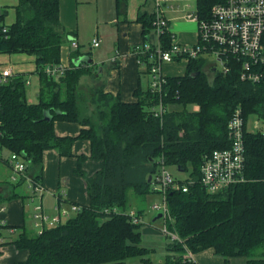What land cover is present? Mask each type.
Instances as JSON below:
<instances>
[{"label":"trees","instance_id":"obj_1","mask_svg":"<svg viewBox=\"0 0 264 264\" xmlns=\"http://www.w3.org/2000/svg\"><path fill=\"white\" fill-rule=\"evenodd\" d=\"M16 1L10 25L0 12V53L33 56L40 88L38 101L30 103L22 77L0 82L1 149L23 155L40 171L45 150L57 149L65 157L72 154L75 138L56 136L53 125L56 120L71 121L88 125L76 138L89 142V158L101 164L99 171L87 177L80 167L84 158L79 157L77 172L86 181L88 205L39 235L21 233L14 246L25 250L28 258L16 264H124L130 259L150 264L154 250L141 244L140 225L111 212L114 208L127 212L133 203L128 192L139 198L155 195L148 177L156 173L158 158L178 171L190 168L187 178L194 181L185 193L172 190L166 195L168 230L180 242L165 245L171 254L162 264H197L186 252L195 255L207 249L225 261L245 257L246 264H264V137L246 128L250 115L264 120V82L241 80L242 64L233 58L228 59L227 71L215 70L210 76L203 60L196 59L186 63L181 76H167L162 93L168 110L162 119L150 112L158 96L141 87L134 92V103H123L119 96L97 88L92 99L95 117L85 116L77 88L87 67L71 65L57 80L45 73V67L60 64V49L66 41L59 0ZM125 1L115 0V4L120 7ZM221 2L195 0L196 15L208 18L212 6ZM137 20L142 34H149L152 14L141 13ZM170 38L168 33L161 36L164 48ZM147 58H140L138 64L148 73ZM170 105L180 109L170 110ZM44 110L50 111V121L44 119ZM236 110L245 121L246 181L209 195L201 186L200 168L214 150L229 146L227 124ZM38 179L39 175L34 177ZM138 213L142 215L141 210Z\"/></svg>","mask_w":264,"mask_h":264},{"label":"crops","instance_id":"obj_2","mask_svg":"<svg viewBox=\"0 0 264 264\" xmlns=\"http://www.w3.org/2000/svg\"><path fill=\"white\" fill-rule=\"evenodd\" d=\"M193 3L195 7V0H171L174 8L166 9L168 29L178 44L195 45L198 41L196 23L186 19V16L196 14V7L193 10L191 5ZM16 4V0H1L0 12L5 14L6 25L14 21ZM9 7L11 9L8 11ZM151 11L150 0H126L120 7L115 4V0H59V22L66 32V41L60 49V65L68 69L81 57L85 60L86 57L90 59V62L83 61L79 65L87 67L85 69L88 70L80 78L77 88V94L80 96L79 108L83 115L95 117L96 109L92 99L97 88L113 97L119 96L123 103L136 102L135 90L139 87L148 88L150 79L147 70L137 63V56L133 50L146 38L152 39L150 34H142V23L137 20L139 14L146 12L150 15ZM95 37L99 38L100 44L92 48L91 41ZM72 41L77 43L76 49L71 46ZM173 64L180 63L164 64L162 72L165 76H170L165 71L172 68ZM5 69L12 71L11 77L7 79L20 76L25 80L26 86H31L34 79L29 102L38 101L40 83L33 56L26 53H0V71ZM185 70L186 64L183 72L176 76H181ZM53 125L56 136L75 138L69 157L61 156L57 149L45 150L41 170L38 171L26 162V176L21 181L19 179L12 183L11 169L8 165L10 153L5 149L1 151L0 207H5L6 212L1 217L5 220L6 226L0 231V237L4 240L0 246V264H16L28 258V253L15 248L14 242L21 233L29 237L37 234L33 225L32 210L40 201L29 189V181L34 177L39 175L36 181L44 187L41 204L48 215H55L54 208L57 205L64 209H69L71 205L81 207L88 205L86 181L77 172L78 159L84 158L80 165L84 176H91L101 168L100 162L89 158V142L76 138L83 128H88V125L82 126L76 122L61 120H56ZM141 233V236L145 234L148 239H163L161 234L148 226L143 228ZM168 254L171 253L167 252ZM150 259V264H153L151 255ZM191 259L197 264H246L245 257H229L225 261L214 255L212 249L192 255ZM124 264L141 263L138 259H130Z\"/></svg>","mask_w":264,"mask_h":264},{"label":"built area","instance_id":"obj_3","mask_svg":"<svg viewBox=\"0 0 264 264\" xmlns=\"http://www.w3.org/2000/svg\"><path fill=\"white\" fill-rule=\"evenodd\" d=\"M152 5V29L149 33L152 39H146L141 45L135 47L133 52L137 56V63L142 57H148L150 68L149 91L158 96V101L151 107L153 117L162 119L167 113L164 106L162 93L163 87L167 83V76L162 72L164 64L181 63L185 64L196 59L203 60L204 71L211 72L227 71L229 69L228 59L233 58L242 64L240 77L246 82H264V0H222L221 3L212 6L208 18L201 19L195 15H188V21L197 25L198 41L195 45L178 44L176 38L168 29L169 22L165 16L167 7L174 8L171 0H150ZM1 8V0H0ZM5 31V29H3ZM168 33L170 44L164 48L161 36ZM99 38L91 41V47L99 46ZM71 46L76 49L77 43L72 41ZM211 59V60H210ZM116 60V58H115ZM114 62V59L112 60ZM219 67V68H218ZM45 73L53 80H57L64 74L67 68L60 64L45 67ZM11 69L0 71V82L11 77ZM244 119L240 110H236L228 121L227 134L230 141L229 146L223 150H214L209 157L203 160L200 168V183L203 189L209 194L224 192L227 188L239 185L246 181L244 176L245 168V148H244ZM264 137V130L257 131ZM0 147V159H1ZM26 162L23 155L10 153L8 157L9 169H11L10 180L21 181L26 176ZM156 173L151 176V192L160 194L162 202L160 205L153 204L150 211L156 213L160 211V218L165 221L161 229L163 235L172 241L180 242L178 235L168 230L171 222L169 210L166 205V195L172 190H180L185 193L194 184L192 179L184 180L180 185L176 178L167 171L162 159L156 160ZM30 191L38 197L40 203L33 208L32 220L37 230L41 234L45 228L58 226L63 220L69 219L72 214L81 210L80 205H71L69 209L54 208L55 215L50 216L44 210L41 201L44 187L34 179L29 181ZM5 207H0V231L5 225V220L1 217L5 213ZM110 214L109 210H104ZM115 214H122L136 225L143 224L142 215L137 211L119 212L114 208ZM63 219V220H62ZM4 240L0 237V246ZM186 257L192 260V254L186 252Z\"/></svg>","mask_w":264,"mask_h":264},{"label":"rangeland","instance_id":"obj_4","mask_svg":"<svg viewBox=\"0 0 264 264\" xmlns=\"http://www.w3.org/2000/svg\"><path fill=\"white\" fill-rule=\"evenodd\" d=\"M193 7V10L195 9L194 7V3L191 4ZM8 11L11 9V7L7 8ZM211 60V59H210ZM184 62L181 61L180 64H173L172 68L168 69L167 72L165 71L166 74L170 75V76H176V75H180L183 72V67H184ZM183 65V66H182ZM219 68V67H218ZM206 74L208 76H210L209 72H206ZM34 79H32V85L31 86H26V97H27V101H30V97L29 95L32 94L33 91V86H34ZM32 88V89H31ZM35 99V98H34ZM37 102V100H34V103ZM178 105V104H177ZM192 110L195 108L194 106H189ZM168 108L171 110H179L180 107L178 106H168ZM248 121H247V131L254 133L257 132L259 130H264V120L259 119L255 114L248 116ZM93 120V119H92ZM95 121V120H94ZM167 171L172 175L173 178H176L178 181L183 182L185 179H188V175L190 173V168H188V170H184L183 171H178V169L176 167H167ZM129 194V200L132 203V205L128 208V211H137L136 209H139L142 211V222L143 224L140 227V232L143 231V228L145 227H151L153 228L156 232H158V234H161L163 239H148V236H146L145 234H143L142 236V242L141 244L144 246L146 245L147 247L151 248L154 250V253L151 254L152 256V260H153V264H160V262L162 263V260L166 257L167 255V251L165 249V245L167 243L172 242V240L163 235L161 232V229L164 227L165 225V221L162 220V218H157V215L160 214V211H157L156 213H153L150 211V206H152L153 204H158L160 205L162 202V196L158 193H156L155 195L149 194L147 196L139 198L138 196H135L133 193L128 192ZM38 204V202H37ZM131 204V203H130ZM50 216H54L50 215ZM142 234V233H141ZM169 253V252H168Z\"/></svg>","mask_w":264,"mask_h":264},{"label":"water","instance_id":"obj_5","mask_svg":"<svg viewBox=\"0 0 264 264\" xmlns=\"http://www.w3.org/2000/svg\"><path fill=\"white\" fill-rule=\"evenodd\" d=\"M83 61L90 62V59L88 57H86V60H85L84 57H81V58L77 59L76 61H74V66L75 67L79 66L80 64H82ZM43 115H44L43 117H44L45 120L50 121L52 119V116H51L49 110H44V114ZM148 182L149 183L151 182V176L148 177ZM160 216L161 215L158 214L157 217H156V219L157 218H160Z\"/></svg>","mask_w":264,"mask_h":264}]
</instances>
